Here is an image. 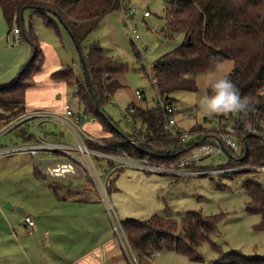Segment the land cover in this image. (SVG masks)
<instances>
[{
    "label": "trees",
    "instance_id": "obj_1",
    "mask_svg": "<svg viewBox=\"0 0 264 264\" xmlns=\"http://www.w3.org/2000/svg\"><path fill=\"white\" fill-rule=\"evenodd\" d=\"M125 1L0 0V12L8 32L13 23L20 21V13L30 10L43 22L44 27L57 35L59 27L68 33L78 57L82 59L81 74L85 73L87 85L83 75L75 77L69 67L53 72L50 78L67 87H74L81 113L107 134L98 140L108 145L109 154H125L132 160L176 165L196 145L181 144L176 139L166 137L158 105L150 110L129 105L134 109L133 122L139 123L140 127L135 130L137 135L134 132L130 135L121 133L105 116L103 109L122 88L117 77L124 74L126 68L106 57L97 44L93 43L87 48L82 46L101 18L119 10ZM164 14V33L167 37L183 33L185 39L181 46L162 56L151 68L157 97L172 102V94L195 89L194 76L208 73L226 60L232 61V70L226 77L238 90L245 107L237 112H228L236 114L239 121L236 136L240 154L235 157L224 150L227 161L222 168L250 167L263 163L264 135L247 134L244 129L249 125L264 131V0H166ZM18 31L30 46L31 56L10 85L0 86V130L25 114L26 92L44 64L31 24L27 32L23 29ZM30 121L12 129L25 144L33 141ZM191 132L200 135L203 129L195 126ZM140 136L144 137V141H138ZM203 137L207 136H201L199 144L203 142ZM89 147L103 151L97 145L89 144ZM107 165L111 167L112 163L108 162ZM185 169L191 172L205 170L193 165ZM112 173L114 171L106 177V184ZM242 187L246 195L244 212L259 217L260 223L256 229L264 233V187L253 181L243 182ZM48 188L55 195L59 187L58 184H51ZM105 190L107 193V185ZM221 221L222 215L207 217L190 211L183 215L179 224L153 214L145 221L126 219L119 223V228L138 264L160 250L183 256L192 262H201L197 251L203 243L210 242ZM211 248L220 255L218 262L264 264V258L246 257L239 253L223 255L212 243Z\"/></svg>",
    "mask_w": 264,
    "mask_h": 264
},
{
    "label": "rangeland",
    "instance_id": "obj_2",
    "mask_svg": "<svg viewBox=\"0 0 264 264\" xmlns=\"http://www.w3.org/2000/svg\"><path fill=\"white\" fill-rule=\"evenodd\" d=\"M165 2L166 0H126L119 10L102 17L97 27L82 44L84 48L93 43L97 44L106 57L126 68V72L117 77L122 88L113 95L103 109L105 116L125 135H130L133 129L131 124L121 122L116 105L121 108L131 104L148 110L156 108L158 97L151 83V68L162 56L181 46L185 39L183 33H177L172 38H168L164 33ZM122 9L126 14L133 12V15L123 20ZM29 24L39 40L54 46L63 67H70L75 77L80 78L82 74L79 57L68 33L58 26L59 39L53 30L45 29L43 22L30 10H24L22 19L18 24L13 23L12 28L16 27L27 32ZM0 25L4 28L5 35L4 41H0V60L13 50H25L28 54L13 74V81L30 59L31 48L22 34L19 35V42L14 46L11 42V31L8 32V27L2 18ZM39 31L48 35V39L42 37ZM232 67V61L226 60L220 64L219 73L227 76ZM216 70L215 68L212 71ZM205 74L193 77L195 87L193 91L177 92L171 95L176 109L173 118L176 127L181 131L191 132L195 126L206 129L209 125L203 118L228 114V112L202 114L198 99L206 91L203 79ZM12 81L1 87L10 85ZM135 92L141 93L142 100L135 98ZM74 94V87L66 89V104L74 113L80 114L81 108ZM17 121L18 119L1 129L6 131L0 134V151L25 145L23 140L16 137V130L8 128ZM29 124L31 125L30 134H33L37 122L30 121ZM139 127V123H135V128ZM248 127L251 128L249 125L245 128ZM43 133L52 134V136L45 137ZM59 133H63L62 130L51 125L37 129V136L45 137L47 142H56L54 136ZM64 138L60 142L68 143L69 138L66 135ZM55 159V155L44 153H38L35 157L25 153L0 155V224L7 222V215H13L22 222L25 216L37 222L44 217L90 215L95 219L104 218L109 224L112 238L121 244L119 223L126 219L145 221L150 215L157 214L164 218H171L179 224L183 215L192 211L207 217L222 215L217 232L211 235L210 242L203 243L197 251L202 261L192 262L183 256L160 250L152 253L147 261L140 264H225L218 262L220 255L211 248V243L223 255L239 253L246 257L264 258V233L256 229L260 219L257 215L244 212L246 195L242 187L245 181H253L264 187V170L228 176L176 177L145 173L124 165L110 174L106 184L108 192L104 194L96 190L87 174L79 182L70 180L56 182L43 177L39 173L37 164ZM226 161V155L219 153L197 166L202 169H219ZM93 162L100 179L103 180L110 170L107 163L95 159ZM51 184H58L56 196L48 188ZM54 196L60 199L59 203L52 202ZM80 200H90L96 204L90 206V210H86L80 204H76ZM104 203L110 209V217ZM5 204H8L11 210L3 209ZM17 210H21L24 215ZM21 226L20 224L23 231L18 232V235L28 234V231ZM12 228L9 227L10 235L14 237ZM14 232L16 233V230ZM43 260L45 261V258ZM17 262L14 261L12 264ZM9 263L10 259L3 260V264Z\"/></svg>",
    "mask_w": 264,
    "mask_h": 264
},
{
    "label": "built area",
    "instance_id": "obj_3",
    "mask_svg": "<svg viewBox=\"0 0 264 264\" xmlns=\"http://www.w3.org/2000/svg\"><path fill=\"white\" fill-rule=\"evenodd\" d=\"M132 15L133 12L126 14L125 10L122 9L123 20H126ZM11 42L14 46H16L19 42V31L16 27L11 29ZM150 78L154 87L155 81L151 71ZM134 96L137 100H142L140 92H135ZM157 105L162 113V126L166 137L176 139L181 144L193 143L196 145L176 165H162L146 160H132L125 154H109L108 150L110 148L108 145L91 137L83 129V121H87L89 123H92L93 121L84 116L82 113H74L67 104H64L59 111H32L24 114L15 124L10 125L8 128L13 129L25 121L32 120L37 122L34 127L33 141L30 144H25L21 147L0 151V155L25 153L31 157H35L38 153L48 155L53 154L55 155V160L44 161L37 164L39 173L43 177L49 181L63 182L70 180L74 182L83 178L84 175L87 174V177L92 181L96 190L99 193L102 191L104 194H106V177L108 174L116 169H119V166L124 165L145 173L176 177L228 176L250 171L257 172L264 170V162L250 167L222 168L218 170L205 169L199 172L186 170V167L191 165L197 166L209 157L223 153L224 150H228L235 157L239 156L240 145L236 136L239 130L238 118L234 113H224L221 116L214 118L205 117L203 120L209 125V127L203 129L202 134L197 135L190 131H181L176 127V123L173 118L176 109L173 102L166 101L163 98H157ZM116 107L119 110L121 122L131 124L133 129L132 133L134 132V134L137 135V132H135V123L132 119L134 109L129 106L121 108L116 105ZM45 125H51L62 130L63 133H59L54 136L56 142H47L46 139L39 138L37 136V129L39 127L42 129ZM4 131H6V129L1 130L0 134ZM244 131L245 133L251 135H264V131H260L257 128L248 127L247 129L245 128ZM65 135L69 138V142H60V140L65 139ZM204 135L207 137H203V142L200 141L199 144V138ZM138 141H144V137L140 136ZM89 144L97 145L102 148L103 151L91 149ZM93 159L96 161H103L105 163H112V166L108 167L110 170L103 180L100 179L98 171L94 167ZM104 205L110 217V209L107 204L104 203ZM22 223L27 230L33 228V221L30 217L25 216ZM121 236V243L128 250L132 263L137 264L122 232Z\"/></svg>",
    "mask_w": 264,
    "mask_h": 264
},
{
    "label": "crops",
    "instance_id": "obj_4",
    "mask_svg": "<svg viewBox=\"0 0 264 264\" xmlns=\"http://www.w3.org/2000/svg\"><path fill=\"white\" fill-rule=\"evenodd\" d=\"M1 18L3 19L0 12V20ZM45 29L50 30L46 27ZM39 33L48 39V35L40 31ZM34 36L39 43L44 64L41 71L34 76L33 85L26 92L25 114L32 111H59L66 104V89L71 87L53 81L50 75L68 66L63 67L52 44L39 40L37 34ZM57 36L60 39L59 32ZM4 37V28L0 25L1 42L4 41ZM26 54L25 50H13L4 55L3 60H0V86L12 81L13 74L20 67ZM82 126L84 131L95 139H103L107 135L102 133L94 122L83 121ZM52 202L59 203V200H56L54 196ZM76 204L90 210V206H95L96 202L80 200ZM21 222L22 220H17L15 216L7 215L6 225L0 224V264H3L6 258L10 259L9 264L14 261H18L17 264L40 262H45L44 264H133L128 250L122 243L112 238L109 224L104 218L95 219L90 215L44 217L37 222L33 221V228L30 230L25 229ZM20 224L25 231H28V234L18 235V232L23 231ZM9 227H13L14 237L10 235Z\"/></svg>",
    "mask_w": 264,
    "mask_h": 264
},
{
    "label": "clouds",
    "instance_id": "obj_5",
    "mask_svg": "<svg viewBox=\"0 0 264 264\" xmlns=\"http://www.w3.org/2000/svg\"><path fill=\"white\" fill-rule=\"evenodd\" d=\"M220 65L216 71H211L203 76L206 91L198 99L203 115H212L221 112H237L245 107L238 90L219 73Z\"/></svg>",
    "mask_w": 264,
    "mask_h": 264
},
{
    "label": "water",
    "instance_id": "obj_6",
    "mask_svg": "<svg viewBox=\"0 0 264 264\" xmlns=\"http://www.w3.org/2000/svg\"><path fill=\"white\" fill-rule=\"evenodd\" d=\"M19 18H20V20L22 19V12L20 13ZM79 62H80V64H82V59L81 58H79ZM82 75H83V79H84V81H85V83L87 85V78L85 76V73L83 72ZM3 209L11 210V207L8 204H5L3 206ZM17 212L20 213L21 215H24L21 210H17Z\"/></svg>",
    "mask_w": 264,
    "mask_h": 264
}]
</instances>
